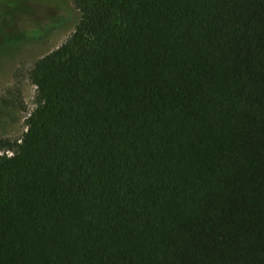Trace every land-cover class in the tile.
<instances>
[{"label": "trees", "instance_id": "16d2710c", "mask_svg": "<svg viewBox=\"0 0 264 264\" xmlns=\"http://www.w3.org/2000/svg\"><path fill=\"white\" fill-rule=\"evenodd\" d=\"M71 1L0 138V264H264V0Z\"/></svg>", "mask_w": 264, "mask_h": 264}, {"label": "rangeland", "instance_id": "374dc122", "mask_svg": "<svg viewBox=\"0 0 264 264\" xmlns=\"http://www.w3.org/2000/svg\"><path fill=\"white\" fill-rule=\"evenodd\" d=\"M79 17L71 0H0L1 139L18 143L24 136L37 97L29 72L66 42Z\"/></svg>", "mask_w": 264, "mask_h": 264}]
</instances>
